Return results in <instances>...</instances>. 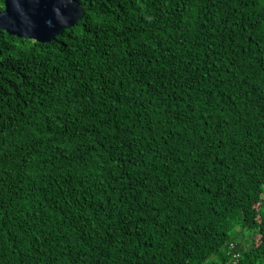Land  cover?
<instances>
[{"label": "trees", "instance_id": "16d2710c", "mask_svg": "<svg viewBox=\"0 0 264 264\" xmlns=\"http://www.w3.org/2000/svg\"><path fill=\"white\" fill-rule=\"evenodd\" d=\"M79 1L2 31L0 264H264V0Z\"/></svg>", "mask_w": 264, "mask_h": 264}, {"label": "water", "instance_id": "95a60500", "mask_svg": "<svg viewBox=\"0 0 264 264\" xmlns=\"http://www.w3.org/2000/svg\"><path fill=\"white\" fill-rule=\"evenodd\" d=\"M78 19L62 29L56 28L54 21H45L38 6L32 0H5V10L0 12V39L2 31L19 38L49 43L61 36L65 30L75 26L84 18L86 10L78 0Z\"/></svg>", "mask_w": 264, "mask_h": 264}, {"label": "snow or ice", "instance_id": "6c2138e0", "mask_svg": "<svg viewBox=\"0 0 264 264\" xmlns=\"http://www.w3.org/2000/svg\"><path fill=\"white\" fill-rule=\"evenodd\" d=\"M45 21L52 19L56 28L68 27L78 19V0H32Z\"/></svg>", "mask_w": 264, "mask_h": 264}, {"label": "built area", "instance_id": "2783aa9c", "mask_svg": "<svg viewBox=\"0 0 264 264\" xmlns=\"http://www.w3.org/2000/svg\"><path fill=\"white\" fill-rule=\"evenodd\" d=\"M230 255H231V258L228 264H239L241 254L240 252L237 251L235 243H232L230 246Z\"/></svg>", "mask_w": 264, "mask_h": 264}]
</instances>
